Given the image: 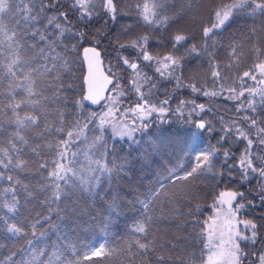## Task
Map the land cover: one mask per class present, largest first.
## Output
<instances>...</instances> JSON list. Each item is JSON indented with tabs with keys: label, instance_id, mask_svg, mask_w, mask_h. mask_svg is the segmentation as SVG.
Wrapping results in <instances>:
<instances>
[{
	"label": "snow or ice",
	"instance_id": "obj_1",
	"mask_svg": "<svg viewBox=\"0 0 264 264\" xmlns=\"http://www.w3.org/2000/svg\"><path fill=\"white\" fill-rule=\"evenodd\" d=\"M200 7V0H186L180 10H176L169 0H135L132 8L138 20L153 26L157 31L175 28L169 37L172 50L160 53L150 50V42L154 37L148 34L133 35L132 24L120 23L127 18L128 13H122L115 0H0V73L4 74L0 76V83L7 78L10 89L8 99L12 101L7 105L10 116L0 105V136L4 134L3 118L7 117L8 124L14 127L7 146H0V169L5 170L0 171V181L8 182V187L2 189L4 195L0 196V210H7L0 214V221L10 237L17 238V242L26 240L25 248L32 259L21 260L20 264H109L113 257L118 256L124 257V264H264V211L258 217L246 218L245 215L249 210L252 213L258 208L264 210V27H248L247 32L241 34L251 45L250 51L255 55V60L242 76L234 78L231 83H228L227 73L233 67H238L244 45L238 42L236 34L225 37L228 29L243 14L264 18V0H230L216 5L212 9L210 25L201 29V43L189 44V36L184 28L185 17H190L195 23ZM105 16L119 25L118 32H104L102 26L93 30L92 26L104 22ZM261 23L264 24V19ZM218 37L225 38L226 48ZM103 40L113 47L118 64L125 69L123 74L118 75L110 66L108 71L111 75L101 74L104 85H111L110 90L107 87L99 90L94 88V67L98 68L101 63L98 46ZM85 41H89L91 46L84 47ZM157 43L163 47L162 41ZM181 47L185 49L184 53L178 55ZM81 48L83 59L87 61V77H82L87 88L81 85L77 99L71 95L75 92L74 81L64 80L63 75L68 74L71 80L76 63L74 57L79 55ZM217 48L228 51L229 60L237 63L221 66L216 59ZM193 54L196 59L207 57L211 88L200 83V65H193L188 59ZM141 65L153 71V75L144 72ZM157 75L160 80L174 82L176 89L188 88L198 96L239 102L233 105L238 119L224 123V117H219L221 128L218 130L217 143L197 151L193 166L185 170L182 176H176V179L188 181L193 187L195 181L210 176L217 186L224 188L213 197L211 208L215 211L214 216L201 220L199 214L202 209L198 204L192 205L185 195L182 202L189 207L188 212L165 217L174 221L178 231L189 233L178 240V244H195L198 241V253L185 252L173 258L166 254V248L175 250L178 245L170 241L162 242L159 238L148 239L155 229L154 211L159 196L157 189L144 199L139 196L134 199L133 206L138 203L143 209L142 219L137 222L134 231L143 234L144 241L136 239L134 247L127 245L122 248L108 246L107 240L82 246L65 243L63 246L53 245L55 250L51 256H47L40 243H46L48 233L47 230H38V226L43 228L44 223L51 225L52 217L41 212L31 215L34 209L28 205L36 200L33 193L37 189L24 184L15 175L17 171L25 172L34 168L42 176L39 191L45 195L38 203L48 212L53 211L52 205L55 204V211L60 217V206L73 197L84 193L92 195L94 189L103 182L111 184L127 175L125 169L128 160L118 157V153L123 150L121 142L137 144L136 133L144 132L151 126L154 114L164 119L169 112H175L185 122L193 123L198 130L209 134L217 132L212 121L202 115L212 111L205 103H197L196 99H179L175 93L170 96L163 84L160 87L164 88L162 95L165 98L153 103L146 91L151 93L157 88L158 80L154 78ZM21 77L23 84L19 83ZM122 81L128 85V92L137 101L121 112L120 97L127 95ZM248 81L253 82L251 87ZM41 85H46L52 91V96L45 97ZM17 87H22L27 93V101L15 100L13 93ZM103 91L115 95L104 96ZM174 97L179 102L172 108L170 102ZM42 100L70 103L77 110V116L83 111L85 101L99 105L104 100L102 108H107V111L85 113L86 119H74L66 125L65 113L57 108L59 119L56 122L46 118L42 121L41 115L35 114L42 108ZM21 103L31 107L34 114L21 117L17 111ZM117 112H120V118L115 116ZM129 114L133 117L130 125L120 122L121 118ZM93 121L97 122L93 128L96 135L91 139L90 149L95 151L91 155L85 153L88 163L77 167L68 158L69 148L85 135V130ZM26 131L35 132L34 144L29 145L21 134ZM60 136L65 138L59 139ZM18 142L27 145L35 159L31 162L25 160L22 149L17 146ZM3 144L4 141L0 140V145ZM234 144L241 146L234 150ZM236 151L240 152L239 156ZM47 154L54 156L50 161V170L49 161L45 158ZM71 156L74 158L76 153H71ZM118 159L123 162H118ZM169 171L175 175L173 170ZM234 183L245 190L233 188ZM17 186L25 194L23 205L21 196L17 195ZM160 188H163L162 183ZM9 193L10 200L5 198ZM220 217H223L221 224H217ZM14 255H10L4 264H17L12 258Z\"/></svg>",
	"mask_w": 264,
	"mask_h": 264
},
{
	"label": "trees",
	"instance_id": "obj_2",
	"mask_svg": "<svg viewBox=\"0 0 264 264\" xmlns=\"http://www.w3.org/2000/svg\"><path fill=\"white\" fill-rule=\"evenodd\" d=\"M230 0H200L201 7L197 14L196 22L193 23L190 17H185V32L189 36V44L199 45L201 43V29L204 26H209L212 21V9L220 4ZM118 9L122 13H128L125 20H121L120 23H130L133 25L134 33L136 34H148L155 39L150 42V50L156 52L165 53L171 48L169 46V37L175 28L165 30L161 28L157 31L153 26L146 25L142 20H138L132 5L135 0H115ZM170 4H174L176 10H180L185 4L186 0H169ZM127 5V7L125 6ZM171 10V9H170ZM264 19L259 15L255 17H248L246 14L242 15V18L238 19L235 24L225 33V37L236 34L238 42L244 45L242 52L240 53V60L238 61V67H233L228 75V83L238 76H242L243 72L249 69L255 60V55L250 51L251 45L248 44L242 37V33L247 32L248 27H264L261 20ZM104 22L93 25L95 27L103 28L104 32H118L119 25L108 20V17L103 18ZM106 22V23H105ZM75 23V21H73ZM86 31V29H85ZM91 38H89L90 40ZM224 47H227V41L224 37H218ZM158 41L163 42V47L159 44V47H155V43ZM88 41L84 42L85 46ZM102 51L104 59V65L108 71L109 67H112V71L121 75L125 72L116 60V52L113 47L109 46L107 40H103L98 46ZM81 49H79V55L74 57L76 63L71 72V80L68 74L63 75V79L69 82L74 81L75 92L71 95H75L79 99V92L81 85L83 84L84 65L81 59ZM184 48L181 47L178 55L184 53ZM127 54V53H125ZM193 65H200L201 76L199 78L200 83L206 84L209 88L212 87V78L210 70L207 64V57L201 56L200 59L193 56L188 57ZM216 59L223 66L224 64H236V61L229 60V52L216 49ZM0 73V76H3ZM23 84V78L19 81ZM248 86L251 87L253 82L248 81ZM168 90L169 95L175 93V97L188 98V100L196 99V101L205 100L207 107H210L212 111L210 113L202 114L206 116V119L211 120L215 125L217 132L209 134L206 131H199L191 122H185L183 117H180L175 112H169L164 119L157 121L154 118V122L144 132L138 133L136 136L137 144H124L123 150L118 153V157L127 158L128 165L125 169L127 175L122 176L117 181L111 184L107 181L103 182L98 188L94 189L93 194L89 195L84 193L78 197H73L67 201L64 205H61L60 217L57 216L55 211L56 205L53 204V211L48 212L47 209L40 206L38 201L44 199V193L39 191V184L43 182L41 175L35 172L34 168H30L28 171L19 172L17 175L24 184H29L30 187L36 188L37 191L33 193L36 200L32 201L28 205L30 209H34L31 212L32 216H35L36 212H41L44 215H51V225L48 223L43 224V228L38 230H47L46 243L41 242L40 246L44 248L46 255L51 256L55 250L53 245L63 246L65 243L75 244L82 246L85 243H101L102 240L108 241V246L122 248L127 245L134 247L135 240L140 239L144 241L143 234L136 233L134 231L138 221L142 219V206L138 203H134L135 197L139 196L140 199H144L145 196L154 190L159 189V196L156 199V210L154 211L155 229L148 239L159 238L162 242L170 241L173 245L178 247L173 250L166 248V254L173 258L183 255L185 252H197L199 251V242L195 244L181 242L178 244V240L189 235L188 232L178 231L175 228L174 221L165 219L166 216L177 215L180 213H187L189 207L182 201L184 196L187 195L191 200L192 205H199L202 212L199 214L200 219L203 220L210 216L213 212L211 204L213 203V197L218 190H223L222 186H217L216 182L212 180L210 176L201 178L195 181V187L188 181H182L176 179V176H182L185 170H188L193 166L194 155L197 151L206 149L209 144L215 145L218 139V130L221 128L219 117H224V123H230L234 119H238L233 105L239 103L238 101H229L223 98H207L198 96L192 93L188 88L176 89L174 82H167L163 84ZM41 89L44 90V96H52V91L47 88L46 85H41ZM9 86L7 78L3 79L0 83V105L4 107V111L8 116L11 115L7 109V105L11 103L8 99ZM162 89L160 97L162 95ZM16 101H27V93L22 87H17L13 93ZM127 100L133 101L137 99L130 92L127 94ZM173 98L171 100V107L175 108L178 99ZM165 98V97H164ZM233 102V103H232ZM235 102V103H234ZM42 108L35 114L41 115L42 121L46 118L50 122H56L59 118L56 114L58 108L61 112L65 113V124L69 125L74 119L83 118L86 119L85 113H90L95 109L90 108L84 102V109L80 112L79 116L76 115L77 110L74 109L71 104H64L60 101L42 100ZM21 117L28 114H34L31 107L26 106L25 103H21V108L17 110ZM47 113L45 116L44 114ZM82 119V122H83ZM195 120V117L192 118ZM4 134L0 136V140L4 141L3 145L7 146V141L10 138V134L14 131V127L10 126L7 121V117L3 118ZM195 133V136L193 135ZM22 135L28 140V144L32 145L36 141L34 140L35 132L26 131L22 132ZM64 136H60L59 139H64ZM51 139V137H49ZM153 141H156L153 143ZM17 146L22 149V156L25 160L32 161L35 159L30 154V149L27 145H21L19 142ZM240 144H234L233 149L240 147ZM45 149V153H47ZM236 155L239 156L240 152L236 151ZM49 161V170L51 169L50 161L54 159V156L47 154L45 157ZM118 162H123L118 159ZM183 166L182 168L179 166ZM169 170H173L175 175ZM0 171H5L0 169ZM47 175V173H44ZM191 180V178H189ZM163 184V188H160V184ZM8 187V182L0 181V196H3L2 189ZM233 188L241 187L238 184H233ZM248 187H252L249 185ZM17 195L21 196V204H24V192L17 186ZM241 190L245 189L241 187ZM195 194V199H193ZM247 195V192H246ZM6 199H11V193L7 194ZM251 198V197H249ZM162 210V211H161ZM175 210V211H173ZM6 209L0 210V214L6 213ZM262 209H256L254 213L249 210V213L245 214L246 218H253V216H259ZM28 215V213H25ZM31 238V237H29ZM66 238V239H65ZM26 240H19L17 238L10 237L3 226V222L0 221V264H4L5 260L15 253L12 257L17 264H20L21 260H31L32 257L28 250L25 248ZM40 259H46V257H40ZM253 260L255 258H252ZM90 264V262H88ZM109 264H124V257H113L109 261Z\"/></svg>",
	"mask_w": 264,
	"mask_h": 264
},
{
	"label": "rangeland",
	"instance_id": "obj_3",
	"mask_svg": "<svg viewBox=\"0 0 264 264\" xmlns=\"http://www.w3.org/2000/svg\"><path fill=\"white\" fill-rule=\"evenodd\" d=\"M228 2H230V1H228ZM225 3H227V2H225ZM87 44H90L89 43V41L87 42ZM86 44V45H87ZM125 55H127V54H125ZM141 68H142V70L144 71V72H147V74L149 75V76H152L153 75V71H149L147 68H144L143 67V65H141ZM155 79H157L158 80V85L162 82V83H167L168 81L167 80H160L159 79V77H158V75L156 76V77H154ZM158 87V86H157ZM147 89V85H145V90ZM161 91H162V88L160 89V91L159 92H157L156 91V89H153L152 91H151V93H148L147 91H146V95L147 96H149V98L151 99V101L153 102V103H157L159 100H162V99H164V97L162 98V97H157V95H158V93H159V95H160V93H161ZM108 95H115V93H111L110 91L107 93V95L106 96H108ZM180 98L179 99H186V100H188V98H184L183 96L181 97V96H179ZM120 99H121V97H120ZM123 99V98H122ZM179 99H178V102H179ZM197 103H205V100L203 99V100H198L197 101ZM233 103V102H232ZM235 103V102H234ZM178 104V103H177ZM206 104V103H205ZM102 105H105V101H103L102 102V104L98 107V109H95L94 111H92V112H101V111H107V108H102ZM177 106V105H176ZM126 106H124L122 103H121V105H120V109H121V112L123 111V109L125 108ZM91 108V107H90ZM92 112H90V113H92ZM115 116L117 117V118H120V112H117V113H115ZM154 117H158L156 114H154ZM111 118V117H110ZM132 115L131 114H129V116H127V117H123V118H121L120 119V122H122V123H127V124H131V122H132ZM157 119V121H159L161 118H156ZM155 120V119H154ZM96 121H93L92 123H90L89 125H88V129L87 130H85V135L84 136H82L79 140H77V141H75L74 143H72V145L70 146V148H69V156H68V158L70 159V160H72L73 161V163L77 166V167H81V166H83V165H85V164H87L88 163V161L85 159V153H88L89 155H91L92 154V152L93 151H95L94 149H90V144H91V139H92V137L94 136V135H96V133L93 131V128L95 127V125H96ZM198 130V129H197ZM200 131V130H199ZM138 133H140V132H137L136 133V136L138 135ZM71 153H76V156L73 158L72 156H71ZM94 158V157H93ZM215 215V211L213 210V212H212V214L210 215V216H214ZM222 219H223V217H220L219 219H217V224H221V221H222ZM104 240H102V242H103Z\"/></svg>",
	"mask_w": 264,
	"mask_h": 264
},
{
	"label": "water",
	"instance_id": "obj_4",
	"mask_svg": "<svg viewBox=\"0 0 264 264\" xmlns=\"http://www.w3.org/2000/svg\"><path fill=\"white\" fill-rule=\"evenodd\" d=\"M89 46H91V44H87L84 47H89ZM98 51L101 53V55H100V61H101V63H100V65H99L98 68H95L94 67V72H95L94 88L96 90L103 89L105 87H107L109 89L111 85H108V86H105L104 85L103 76L101 74H103V75H111V74L105 69L104 59H103V56H102V51H101V49L99 47H98ZM89 56L91 57L92 54L90 53ZM81 59H82V62H83V65H84V69H85L83 77L86 78L87 77V61H85L83 59V48L81 50ZM93 62H94V65H95V58H93ZM83 84H84V80H83ZM84 87L86 89L87 88V85L84 84ZM107 92L108 91H103L102 92V95L106 96L107 95ZM103 101L104 100H101V102H100L99 105H93V104H91L90 101H85V104L88 105V106H90L91 108H98L102 104ZM200 131H202V130H200Z\"/></svg>",
	"mask_w": 264,
	"mask_h": 264
},
{
	"label": "flooded vegetation",
	"instance_id": "obj_5",
	"mask_svg": "<svg viewBox=\"0 0 264 264\" xmlns=\"http://www.w3.org/2000/svg\"><path fill=\"white\" fill-rule=\"evenodd\" d=\"M169 46H171V44H169ZM155 47H159V43H155ZM167 50H169V51H171L172 50V48H166ZM180 50V49H179ZM109 72V71H108ZM160 84H164V83H160ZM160 84L158 85V87L156 88V91L157 92H159L160 91V89H161V87H160ZM122 85H123V87H124V90H125V92H126V94H128V85L127 84H124L123 83V81H122ZM163 89V88H162ZM160 95H159V93H158V95H157V97H159ZM127 95L125 96V97H121V100H122V104L124 105V106H130V105H132V104H135L136 103V101H137V99H134L133 101H129V100H127ZM123 98V99H122ZM184 100H186V99H184ZM154 118H158V117H154Z\"/></svg>",
	"mask_w": 264,
	"mask_h": 264
},
{
	"label": "bare ground",
	"instance_id": "obj_6",
	"mask_svg": "<svg viewBox=\"0 0 264 264\" xmlns=\"http://www.w3.org/2000/svg\"><path fill=\"white\" fill-rule=\"evenodd\" d=\"M111 89V86H110V88H109V90ZM109 92V91H108ZM92 109H98V108H92Z\"/></svg>",
	"mask_w": 264,
	"mask_h": 264
}]
</instances>
